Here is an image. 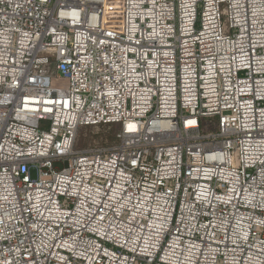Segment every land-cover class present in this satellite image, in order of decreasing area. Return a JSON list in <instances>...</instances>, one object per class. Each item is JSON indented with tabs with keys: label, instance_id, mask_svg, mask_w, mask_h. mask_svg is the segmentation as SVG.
<instances>
[{
	"label": "built area",
	"instance_id": "2783aa9c",
	"mask_svg": "<svg viewBox=\"0 0 264 264\" xmlns=\"http://www.w3.org/2000/svg\"><path fill=\"white\" fill-rule=\"evenodd\" d=\"M0 264H264V0H0Z\"/></svg>",
	"mask_w": 264,
	"mask_h": 264
},
{
	"label": "rangeland",
	"instance_id": "374dc122",
	"mask_svg": "<svg viewBox=\"0 0 264 264\" xmlns=\"http://www.w3.org/2000/svg\"><path fill=\"white\" fill-rule=\"evenodd\" d=\"M204 131H208L209 128L205 126ZM116 127L108 128L107 126H82L79 128L74 143V149L80 150L86 147L94 145H109L116 142L114 134ZM31 176L35 177V173L32 171Z\"/></svg>",
	"mask_w": 264,
	"mask_h": 264
}]
</instances>
